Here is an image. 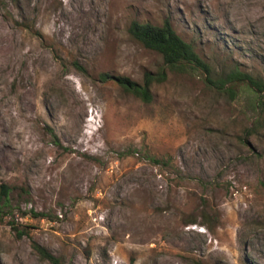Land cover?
Listing matches in <instances>:
<instances>
[{
    "label": "rangeland",
    "instance_id": "obj_1",
    "mask_svg": "<svg viewBox=\"0 0 264 264\" xmlns=\"http://www.w3.org/2000/svg\"><path fill=\"white\" fill-rule=\"evenodd\" d=\"M165 19L264 80V0H0V264H264V92L169 70L130 32Z\"/></svg>",
    "mask_w": 264,
    "mask_h": 264
},
{
    "label": "trees",
    "instance_id": "obj_2",
    "mask_svg": "<svg viewBox=\"0 0 264 264\" xmlns=\"http://www.w3.org/2000/svg\"><path fill=\"white\" fill-rule=\"evenodd\" d=\"M130 32L145 47L161 53L165 65L171 71L188 72L191 68H199L208 73L207 79L209 82L220 84L222 88L229 82L238 80L247 82V84L260 93L264 92V80L242 73L239 70L230 72L226 77L212 79V68L210 65L199 55L192 43L186 41L178 34L170 19H165L160 25L150 22L133 21L130 26ZM101 78L105 81L114 79L125 90L133 93L145 102H151L153 100L152 85L156 81L166 79V72L159 71L155 74L150 71L146 72L143 83L126 76H113L109 73H101ZM228 90L233 94L235 93L232 87ZM9 192L10 187L2 183L0 185V197H7ZM1 207L0 205V209ZM34 247L51 264H67L41 244L34 243Z\"/></svg>",
    "mask_w": 264,
    "mask_h": 264
}]
</instances>
